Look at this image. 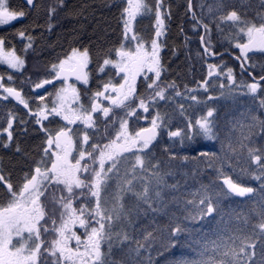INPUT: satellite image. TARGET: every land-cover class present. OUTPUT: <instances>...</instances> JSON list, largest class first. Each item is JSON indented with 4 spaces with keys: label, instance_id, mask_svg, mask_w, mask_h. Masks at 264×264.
Returning a JSON list of instances; mask_svg holds the SVG:
<instances>
[{
    "label": "snow or ice",
    "instance_id": "1",
    "mask_svg": "<svg viewBox=\"0 0 264 264\" xmlns=\"http://www.w3.org/2000/svg\"><path fill=\"white\" fill-rule=\"evenodd\" d=\"M220 6H224L223 0ZM67 8V0H52L47 6L42 0H22L20 6H14L10 0H0V27L18 20L23 21L32 13L39 14L43 9V25L34 23L15 32L16 38L27 41L22 46V51L27 53L29 49L34 50L36 37L31 34L34 29L43 27L45 32L52 33L56 27L57 13L66 11ZM116 10L121 38L118 46L112 50L114 56L105 57L95 69L98 74H104L105 68L109 66L115 69L113 76L119 77L115 82L112 77L104 79L101 76L102 83L97 85L95 92L87 88L89 72L86 69L91 57L88 49L76 47L70 48L63 57L52 62L45 78L37 77L34 88L31 89L35 95H31L30 99L22 96L16 88L5 86L4 77L0 75V90L4 93L0 95V101L12 98L28 110L18 117L9 114L6 127L0 132L4 139L0 147H14L17 153L23 154L19 145L12 144L13 122L24 132H27L28 125L31 124L42 133L43 139L39 159L33 167L24 171L19 184H14L11 176L0 172V193L3 194V203H0V264H264V203L260 222L252 226L251 231L237 225L227 239L217 233L218 238L208 242L203 239L191 242L181 240L186 233L191 234V229L184 221L197 223L212 217L213 220L207 223H213L217 216H221L220 202L229 193L245 196L255 189L234 181L225 172L223 164L217 167L216 162L220 157L211 148H197L192 159H199L200 163L214 168L215 179L208 185L201 184L197 191L190 194L191 198L183 201V212L186 214L181 216L169 213L166 211L168 201L163 199L162 190L176 191L179 185H169L164 181V176L172 173H164L161 163L149 159L152 153L148 152L160 135L161 126L166 124V113L162 114L156 109L159 102L173 98L166 95L169 89L173 90L174 96L190 98L205 109L204 115L189 121L182 131H167L170 139L179 138L176 142L181 147H193L197 137L207 141L217 139L213 130L214 104L209 102L218 97L209 92L210 88H218L221 95L233 99L239 90V95L249 96L253 103L258 101L259 107L264 108V63H255L254 56L249 55L264 54V15L259 16L257 22L242 19L235 10L220 16V21H232L237 33L236 38L230 41L239 50L233 57L239 62L240 78L237 80L232 66L214 59L216 52L211 41V29L208 23L196 15L191 0H187L185 14L193 21L192 31L198 35L202 51H198L197 56L206 69V75L197 82L196 88L185 87L184 93H181L175 81L162 80L165 70L160 54L165 41L161 38L168 35V25L173 15L172 5L166 0H119ZM137 17H151L154 20V34L147 41L134 30ZM183 30L181 25V31ZM240 36L246 37V42ZM0 64L7 65L17 73L25 67V60L17 54L8 37H0ZM255 69L259 71V79L253 75ZM245 75L251 78V82L244 78ZM7 79L12 81L13 77L8 75ZM72 79L84 85L85 91L90 94L88 107L81 103L80 91L76 85L69 83ZM57 81L60 83L57 84ZM138 81L143 89L141 95H137ZM48 85L53 86V91H37L46 89ZM201 90L208 93L206 99L198 98ZM50 96L53 97L52 101L45 103ZM101 98L117 108H125L124 118L119 123L115 139L102 143L100 139L94 138L90 144V134L80 129L74 131L72 126L80 124L84 129H93V114L101 113L104 118L109 117L112 109L103 106L99 102ZM129 101L131 103H126ZM179 107L183 108V105ZM141 110L142 115L138 116L137 112ZM150 111H153L151 117L148 116ZM130 117H136L137 121L149 120L150 127H141L134 134L130 133ZM249 117V132L244 139L248 140L257 134L264 135V119L251 112ZM54 118L63 121V126L53 129L52 125L58 123ZM238 150L246 154L249 164L257 166L254 170L249 169L248 175L260 182V189L264 193V146H248L242 141L236 146L229 144L231 153L236 154ZM124 153H131L132 156H125L121 161L120 157ZM177 159L175 155L169 157L170 162ZM182 159L188 161L189 156L185 155ZM118 165L123 166V178ZM109 174L118 181L119 192L114 196L106 183L110 178ZM134 180L141 182L139 190L133 184ZM57 191L66 195L60 199L59 208L54 204L46 218V205L57 199ZM127 193L135 198L133 209L144 204L152 213H162L167 216L166 226L158 225L152 231L143 230L141 238L132 237L126 231V224H131L128 219L130 213L125 211L124 204L121 203L123 195ZM81 197L85 199H81L80 204L74 207L73 201ZM89 198H94V206ZM261 201L264 202V194L261 195ZM173 202H176V197H173ZM76 229L83 231L77 234ZM50 231L55 232V237L48 240L45 234ZM114 240L116 245L122 246L119 260L112 259ZM105 243L107 251L102 252V245ZM178 244L181 248L191 247L195 257L178 260L167 258L166 252ZM153 246H156L155 256ZM159 257L165 259L160 260Z\"/></svg>",
    "mask_w": 264,
    "mask_h": 264
},
{
    "label": "trees",
    "instance_id": "2",
    "mask_svg": "<svg viewBox=\"0 0 264 264\" xmlns=\"http://www.w3.org/2000/svg\"><path fill=\"white\" fill-rule=\"evenodd\" d=\"M10 2L14 6L22 5V0H10ZM51 2L52 0H42L45 6ZM148 2H152V0H148ZM166 2L172 5L173 15L168 25V35L161 38L165 41L163 51L160 54L165 70L162 80L175 81L181 93H184L185 87L188 89L197 87V82L201 81V77L206 75V69L202 66L200 57L197 56V52L202 51V49L199 45L197 33L192 31L193 21L185 14L187 0H166ZM118 3L119 0H67L68 8L66 11L62 10L57 13L56 27L52 33L45 32L43 27L34 29L31 33L36 37L34 50L29 49L27 53L22 51V46L27 41L16 38L15 32L34 23L43 25L45 21V11L43 9L39 14L32 13L23 21L18 20L9 27H0V37H8L17 54L25 60L24 74L29 76L33 73L37 74L34 82L38 76L40 79L45 78L50 71L51 63L63 57L72 47L88 49L91 57L90 64L95 71L97 64L102 63L105 57L112 58L114 56L112 50L118 46V41L121 38V27L116 10ZM220 4L221 0H194L193 10L203 22L208 23L216 54L223 53L220 58L215 60L232 66L237 80H239V63L232 56H236L239 50L235 49L230 43L236 38L237 33L233 27V22L220 21V16L235 10L242 19L257 22L258 17L264 15V3H262V0H223L224 6L221 7ZM181 25H183V31H181ZM217 25H219V28ZM134 30L147 41L154 34V20L151 17H137ZM200 31L202 33L203 29ZM239 38L246 42V37L240 36ZM251 56H254L255 63H264V54L255 53ZM249 63H252V61H249ZM253 75L259 78L258 69L253 70ZM244 78L251 82V78L247 75ZM209 84H211V80ZM233 87L235 88V86ZM209 92L218 97L215 101L209 102V104H214L215 109L213 130L217 135V139L214 141L197 137L193 147H181L176 142L179 138L170 139L166 134L168 130L182 131L189 121L199 119L205 114L203 105L197 104L190 98L176 97L173 90L169 89L166 95L173 98L170 101L159 102L156 109L162 114L166 113V124L161 126L160 135L148 149V152L152 153V157L149 159L161 163L164 173H172L164 176V181L167 184L179 185L176 191L171 189L162 190L163 199L168 201L166 211L181 216L186 214L183 212V201L191 198L190 194L197 191L201 184L208 185L215 179L214 168L200 163L199 159H192L196 155L195 149L197 148H211L220 157V160L216 162L217 167L223 164L225 172L230 174L234 181L241 186L252 187L255 191L245 196H236L229 193L226 198L221 200L219 205L221 216H217L213 223H207V221L213 220L212 217H207L206 221L202 220L197 223L184 221L191 229V234L186 233L182 236V241L191 242L203 239L208 242L217 239V233L227 239L237 225L251 231L252 226L260 222V212L262 203H264L261 201V195L264 193L260 189V182L251 179L248 175V170H254L257 166L249 164L245 153L238 150L236 154H233L229 151V144L236 146L241 141L248 146H264V135L257 134L251 136L248 140L244 139V136L249 132L248 125L251 123L249 113H254L260 119H264V108L259 107L258 101L253 103L249 96L239 95V90H237L235 99L221 95V90L218 88H210ZM138 94H143L142 87L139 89ZM207 95L208 93L201 90L198 93V98L206 99ZM179 105H183V108ZM150 113L152 116L153 111H150ZM123 118L124 114L111 117V129L107 132L109 138L115 137L116 132L119 130V123ZM256 131L259 132L258 129ZM193 132H195V128ZM170 155H175L178 159L170 162ZM185 155L189 156L188 161L182 159ZM119 167L121 168L120 176L123 178V166ZM106 183L109 185L113 196L119 192L118 181L112 178V174H110V178ZM140 183L139 180L133 181L137 190H139ZM1 195L2 193H0ZM63 195H66V193L62 194L57 191L55 193L57 199L46 205V218L48 211L52 210L54 204L56 208H59V201ZM173 197H176V202H173ZM81 199L85 198L81 197ZM89 199H92L94 206V198ZM121 203L124 204L125 211L130 213L128 219L131 224H126V231L132 237L141 238L143 230L152 231L158 225L166 226L167 224V216L162 213H152L144 204H139L138 208L133 209L132 205L135 203V198L131 193L123 195ZM177 204H179V207ZM73 206L76 205L73 204ZM58 216L59 213H57V226L59 224ZM245 220L247 223H245ZM45 235L48 240H51L55 237V232L50 231ZM113 245L112 259L119 260L122 255L120 251L122 246L116 245L115 240ZM155 247L153 246L154 256ZM106 251L107 244L105 243L102 245V252ZM165 256L171 260L193 259L195 253L191 250V247L181 248L178 244L175 248L166 252ZM159 259L164 260L165 257H159Z\"/></svg>",
    "mask_w": 264,
    "mask_h": 264
},
{
    "label": "flooded vegetation",
    "instance_id": "3",
    "mask_svg": "<svg viewBox=\"0 0 264 264\" xmlns=\"http://www.w3.org/2000/svg\"><path fill=\"white\" fill-rule=\"evenodd\" d=\"M12 24L7 25L5 27H9ZM249 55L251 56L253 55V53H249ZM86 71L89 72V84L87 88H90L92 92H95L97 90V85L102 83L100 79L101 76H103L104 79H108L109 77H112L113 82L119 79L118 76H113L115 69H112L110 66L105 68L104 74H98L96 71H94L91 64L89 63L88 69H86ZM0 75L4 77L3 83L5 84V86H11V87L16 88L17 91H20L22 96H24L25 98L30 99L31 95H35V93L31 92V89L34 88V81L33 83H31L29 80L30 76L24 74V71L17 73L14 70L9 69L7 65L0 64ZM8 75H11L13 77L12 81H8L7 79ZM59 83L60 82H58L57 84ZM69 83L76 85V87L80 91L81 103L84 104L85 107H88L89 104L87 101H88V96L90 94L85 91V86L75 81L74 79L69 80ZM140 88L141 86L138 81L137 82V95H139L138 91ZM47 91H53V86L48 88ZM0 95H4L2 90H0ZM52 99L53 97L51 96L47 97V99L45 100V103H50ZM99 102L103 106L110 107L112 109L109 114V117L104 118L101 113L93 114V117L95 120L93 129H84L83 126L80 124L72 126L74 131L76 129H80L82 132L87 131L90 134V140H89L90 144L92 143V140L94 138L100 139L102 143H109L112 139H115V137L109 138L108 133H107L111 129L110 119L113 116L124 114L125 112V108H117L109 104V102L103 98H101ZM30 103H31V100H30ZM126 103H131V101L126 102ZM27 111L28 110L24 109L23 106L19 104L15 99L9 98L8 101H0V132H2L3 129L6 127L7 119L10 113L18 117L19 115H24L25 113H27ZM137 115L141 116L142 110L140 112H137ZM148 116L151 117L150 112ZM97 117H99V119H96ZM50 119H53V118L50 117ZM54 119L58 121V123L52 125L53 129L59 126H63L64 124L63 121H60L59 118H54ZM141 127H150L149 120L140 119L139 121H137L136 117L128 118V130L130 133L134 134V132L138 131ZM13 129H14V132H13L12 144L19 145L22 149L23 154L17 153L14 147H9L8 149L0 147V172H3V174L7 176H11L14 184H19L24 174V171L33 167L35 161L39 159V153L41 150V146L43 144V139H42V133L37 131L31 124L28 125L27 132H24L22 128H17L15 122H13ZM93 133H95L96 135L93 136L92 135ZM2 142H4V139L2 136H0V143ZM73 154L75 155V153ZM124 154L125 155L123 156L132 155L129 153H124ZM126 154H129V155H126ZM83 163L84 162H82V164ZM107 167L108 165L106 164V168ZM80 200L81 198L74 200L73 204L76 206L79 205ZM0 203H3V194L0 196ZM76 231H77V234H81L83 230L76 229Z\"/></svg>",
    "mask_w": 264,
    "mask_h": 264
},
{
    "label": "rangeland",
    "instance_id": "4",
    "mask_svg": "<svg viewBox=\"0 0 264 264\" xmlns=\"http://www.w3.org/2000/svg\"><path fill=\"white\" fill-rule=\"evenodd\" d=\"M24 68H25V67H24ZM24 70H25V69H23L22 71H24ZM26 72H27V71H26ZM38 75H40V74H38ZM28 76H29V75H28ZM36 76H37V74H34V73H33V75L31 74V76L29 77V80H30L31 83L34 81V78H35ZM149 91H150V90H149ZM129 154H131V153H129ZM129 154H126V155H129ZM123 155H125V154H123ZM123 155L120 157V160H121V161H123V159H124V157H125V156H123ZM131 156H132V155H131ZM118 166H121V167H122V165H118ZM105 168H106V165H105ZM109 177H110V174H109Z\"/></svg>",
    "mask_w": 264,
    "mask_h": 264
},
{
    "label": "water",
    "instance_id": "5",
    "mask_svg": "<svg viewBox=\"0 0 264 264\" xmlns=\"http://www.w3.org/2000/svg\"><path fill=\"white\" fill-rule=\"evenodd\" d=\"M193 1L194 0H191V2H192V5H193ZM222 55L221 54H216V56L214 57V59H218L219 57H221ZM233 57H235L234 55H232ZM238 62V61H237ZM239 63V62H238ZM59 81H57L56 83H58ZM52 85H48V86H46V89H39V90H37V91H39V92H41V93H43V92H45L48 88H50Z\"/></svg>",
    "mask_w": 264,
    "mask_h": 264
}]
</instances>
